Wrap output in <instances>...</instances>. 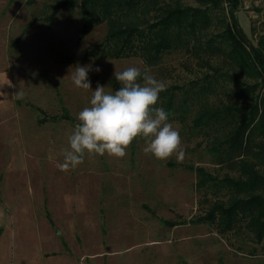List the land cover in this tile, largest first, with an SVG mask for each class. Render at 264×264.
Masks as SVG:
<instances>
[{"label": "rangeland", "instance_id": "obj_1", "mask_svg": "<svg viewBox=\"0 0 264 264\" xmlns=\"http://www.w3.org/2000/svg\"><path fill=\"white\" fill-rule=\"evenodd\" d=\"M61 1L0 0V264H264V238L257 242L246 228L249 216L223 234L216 224H193L214 205L264 195L262 185L236 189L228 182L246 181L252 168L264 176L260 149L229 159L220 144L230 126L202 119V111L222 106L256 102L264 109V75L231 60L220 36L229 23L227 3L145 0L133 11L114 7L108 18L95 8L79 40V3L48 19ZM173 8L206 10L208 27L189 35L173 30L182 41L174 38L149 63L145 56H112L107 34L128 25L144 29ZM234 18L264 52V0H239ZM148 41L150 48L157 38ZM77 65L91 66L92 89L74 86ZM130 66L171 89L156 106L166 110L173 96L169 122L185 158L159 161L137 138L124 158L86 155L74 170L60 171L62 149L92 91L97 84L118 90L114 72ZM253 143L264 147V134Z\"/></svg>", "mask_w": 264, "mask_h": 264}, {"label": "trees", "instance_id": "obj_2", "mask_svg": "<svg viewBox=\"0 0 264 264\" xmlns=\"http://www.w3.org/2000/svg\"><path fill=\"white\" fill-rule=\"evenodd\" d=\"M144 1L145 0H64L58 4L48 19L53 21L61 8L79 3L82 15V28L79 35V40H81L88 32L87 13L89 10L99 8L104 18H108L112 15V8L114 7V10L128 9L133 11ZM201 1L216 4V0ZM224 1L227 3L229 23L225 33L220 36L224 35L230 45V50L227 53L228 57L243 68L253 69L256 76L260 77V74L264 75V52L261 49H256L258 55H255L247 47L240 36L242 30L239 28L234 18V11L239 0ZM205 11L206 10L200 11L191 8L169 9L164 12L162 17L158 18L157 21L149 24L144 29L134 25H128L110 32L105 37L104 43H115V51L112 53L114 58H128L139 55L142 57L145 56L144 59L149 63L150 60L158 58L161 52L167 50L171 46L174 38L182 41V37L178 35L181 33L178 32L173 36L175 33L173 30L186 29L185 35H189L191 33H196L198 28L203 30L206 29L209 23ZM150 35L153 36L149 38ZM154 38L155 40L157 38V41L154 42L153 45L150 43V48L145 46L149 43L148 40H154ZM139 51H142V53H138ZM144 51H148L149 53L145 54ZM253 88L254 87L251 89L253 90ZM208 89L209 86L206 87L205 91ZM169 91H171V89H166L162 91L161 94ZM172 109L173 96L170 95L167 99L166 110L171 111ZM201 113L203 116L202 119L204 118L206 123L212 120L215 121V124L221 122L224 123V125L230 126L227 129L228 134L220 144V146L224 147V154L227 155L226 157L229 159L243 158L249 154L254 157L255 154L253 150L255 148L260 149V154L264 155V147L253 143L258 133L264 134V109L259 110V106L256 102H250L247 105L238 107L222 106L213 112L202 111ZM61 118L69 119L70 117L66 114ZM212 150L220 154L218 147H213ZM256 157L257 156H255V158ZM197 172L201 175H205L204 171L201 169H197ZM249 172L250 175L246 181L228 182L236 189L246 188L254 190L262 185L260 191L264 192V176L259 175L254 168L250 169ZM246 215L249 216L246 228L254 234V238L257 242H260L264 238V195L262 194H251L248 198L237 199L227 207L223 205H214L205 216L194 220L193 224H216L219 227V232L223 234L236 227L240 216L242 218ZM168 225L173 226V223H169Z\"/></svg>", "mask_w": 264, "mask_h": 264}, {"label": "clouds", "instance_id": "obj_3", "mask_svg": "<svg viewBox=\"0 0 264 264\" xmlns=\"http://www.w3.org/2000/svg\"><path fill=\"white\" fill-rule=\"evenodd\" d=\"M90 67L77 65L71 71L76 88L92 89L88 79ZM95 70L100 71L99 67ZM114 78L119 83L118 90L106 92L105 86L97 84L89 106L77 114L68 146L62 149L63 162L56 167L62 172L74 170L86 155L93 154L124 158L137 138L145 141L146 155L159 161L175 156L177 162H182L186 152L179 131L169 122L172 113L156 106L166 85L135 66L115 71ZM16 95L23 98L22 93Z\"/></svg>", "mask_w": 264, "mask_h": 264}, {"label": "water", "instance_id": "obj_4", "mask_svg": "<svg viewBox=\"0 0 264 264\" xmlns=\"http://www.w3.org/2000/svg\"><path fill=\"white\" fill-rule=\"evenodd\" d=\"M234 21V18H233ZM239 29V28H237ZM240 36L242 38V40L244 41V43L247 45V47L255 54L258 55L256 49L249 43L248 39L244 36V34L242 32H240Z\"/></svg>", "mask_w": 264, "mask_h": 264}]
</instances>
